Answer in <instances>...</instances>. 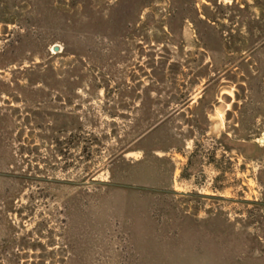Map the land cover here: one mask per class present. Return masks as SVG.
<instances>
[{
    "label": "rangeland",
    "instance_id": "obj_1",
    "mask_svg": "<svg viewBox=\"0 0 264 264\" xmlns=\"http://www.w3.org/2000/svg\"><path fill=\"white\" fill-rule=\"evenodd\" d=\"M0 264H264V0H0Z\"/></svg>",
    "mask_w": 264,
    "mask_h": 264
},
{
    "label": "water",
    "instance_id": "obj_2",
    "mask_svg": "<svg viewBox=\"0 0 264 264\" xmlns=\"http://www.w3.org/2000/svg\"><path fill=\"white\" fill-rule=\"evenodd\" d=\"M57 50H58V47L54 46V51H57ZM260 142L263 143V139H260Z\"/></svg>",
    "mask_w": 264,
    "mask_h": 264
}]
</instances>
